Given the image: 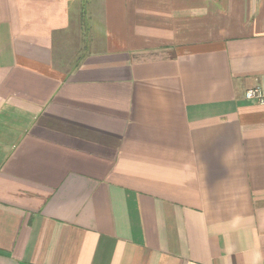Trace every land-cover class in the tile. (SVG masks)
<instances>
[{
  "label": "crops",
  "instance_id": "0c3cea01",
  "mask_svg": "<svg viewBox=\"0 0 264 264\" xmlns=\"http://www.w3.org/2000/svg\"><path fill=\"white\" fill-rule=\"evenodd\" d=\"M264 0H0V264H264Z\"/></svg>",
  "mask_w": 264,
  "mask_h": 264
},
{
  "label": "built area",
  "instance_id": "2783aa9c",
  "mask_svg": "<svg viewBox=\"0 0 264 264\" xmlns=\"http://www.w3.org/2000/svg\"><path fill=\"white\" fill-rule=\"evenodd\" d=\"M246 98L249 100H255L261 105H264V94L259 88L248 90L246 92Z\"/></svg>",
  "mask_w": 264,
  "mask_h": 264
}]
</instances>
